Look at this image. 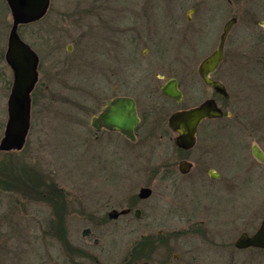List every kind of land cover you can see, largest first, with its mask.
Listing matches in <instances>:
<instances>
[{
	"label": "rangeland",
	"instance_id": "obj_1",
	"mask_svg": "<svg viewBox=\"0 0 264 264\" xmlns=\"http://www.w3.org/2000/svg\"><path fill=\"white\" fill-rule=\"evenodd\" d=\"M0 2L3 3L0 4V43L4 44L11 18L4 0ZM81 2L54 0L58 10L50 29L45 18L35 27L23 30L25 40L39 55L40 64L39 80L32 92L31 131L20 156L23 168L28 171L31 165L37 180L36 186H32L35 188L33 191L29 187L25 191L16 187L15 176L5 170L6 183L0 186V264H62V246L59 240L51 238L53 232L61 231L62 221V227L65 226L67 235L76 245L82 244V231L89 227L99 235L100 245L95 249V255L101 256V261H114L116 257L119 262L142 232H173L183 227L177 208L189 207L190 177L195 170L188 176H180L176 166L182 156L193 161L195 167L210 166V155L216 150L222 157L221 164L231 169L239 162V150L242 155L250 153L253 142L248 143L242 152L236 141L219 129L220 122L211 124L215 127L212 132L207 131V125H204L197 135L194 149L185 155L174 147L171 133L161 138L162 131L158 129L147 141L138 139L134 143L125 142L115 135H101L97 139L88 136L91 115L87 112L84 115L81 95L87 87L98 85L102 73L114 66L112 46L102 48L98 41L114 32L107 27L108 31L103 29L105 25L97 23L94 14ZM126 6H132L135 15L140 11L138 15L144 16L137 26L144 36L149 35L152 29H170L173 22L187 32L183 47L177 44L170 48L171 45L163 44L168 47L161 52L165 59L163 67L157 63L150 64L152 58L157 59L152 42L139 45L134 61L130 63L126 57L119 58L123 64L117 66L118 69L130 68L136 77L147 75V71L153 75L154 71L160 70L165 79L157 81V84H163L172 77L179 80L183 92L180 105L165 101L159 93L151 105L153 114L149 118L156 127L162 123L163 130L167 128L168 116L174 111L191 108L212 95L198 83V77L190 70V61L184 58L178 61L175 57L190 53L189 45L193 46L195 54L201 53L205 42L218 39L224 24L232 17L238 23L231 30V38L239 36L244 44L258 36V22L264 21V0H111L108 7H115L120 18L125 15ZM187 15L190 16L189 22ZM158 35L153 39L156 43ZM167 38L172 37L168 35ZM147 48L148 53H143ZM236 71V76L242 74L240 66ZM6 73L7 103L12 74L10 71ZM210 133L221 138L212 137ZM215 143L217 148L213 146ZM164 165L174 170L166 179L154 173ZM146 167L152 169L143 173L142 169ZM153 176L157 177L151 183L153 195L143 203V215L137 221L119 219L106 225L98 223L96 227L85 218L87 212L81 209L80 204L98 208L124 206L125 201L136 197L139 188ZM261 186L243 190L241 199L235 205H223L224 209L233 215L240 211L251 213L254 208L261 207L264 204V185ZM57 197L61 198L54 206ZM65 198L69 205L68 216L62 217L61 211L54 215V208L60 209L61 199ZM164 245L163 251L170 258L178 247L175 238L171 237ZM211 256L207 254L205 259ZM237 261L235 264H240ZM206 264L213 262L210 260Z\"/></svg>",
	"mask_w": 264,
	"mask_h": 264
},
{
	"label": "flooded vegetation",
	"instance_id": "obj_2",
	"mask_svg": "<svg viewBox=\"0 0 264 264\" xmlns=\"http://www.w3.org/2000/svg\"><path fill=\"white\" fill-rule=\"evenodd\" d=\"M4 3L8 8L11 18L10 31L13 25L16 24L15 32L17 36L21 42L26 43L38 57L37 73L39 80L38 71L40 58L30 43L25 40L23 30L35 27L43 19L45 20V18L48 21V29H50L49 26L52 27L55 22L54 15L58 7L55 6L54 0H48L46 11L40 19L31 22H15L13 21L7 0H4ZM81 3L84 6L87 5L91 10L88 11L94 14L97 23L105 25L103 29L107 30L105 28L107 27L114 32L112 36L110 35L106 38L98 39L102 48L104 46L107 48L112 46L111 54L114 55L113 58H115L114 66L111 67V70L102 73L99 78L101 81L98 85L87 87L81 95L82 111L84 115H87L86 112L91 115L89 128L87 130L88 136L97 139L101 135H115L125 142L134 143L138 139L147 141L153 137L155 129H158L162 131L161 138L167 136V133H171L174 136V147L185 155L194 149L198 140L197 135L204 125H207V131L212 132L215 130V127H211V124L213 122H220L221 126L219 129L236 141L238 148H242V152H245V149L249 146L248 143H253L250 145V153L248 155H242L241 151H238L239 162L237 166L231 169H227L221 164L222 157L219 156L220 153L216 150H213L212 155H210V166L195 167L193 161H188L185 156H182V159H180L176 166L180 176H188L195 170L190 177L191 185L189 188L191 199L189 207L177 208L180 213L179 219L181 223L184 224L183 227L175 229L173 232L158 231L155 234L142 232L138 235V240L132 243L126 256L121 261L117 262L115 257L114 261L107 262L101 261V256L98 254L95 255L94 253L95 249H98L100 241L98 238L99 235L95 234L91 228L88 227L83 229V242L82 244L76 245L74 241L70 240L69 235H67L68 231L64 226L62 231L56 234L53 232L51 235V238L54 240L57 239L56 241L59 240L60 246H62L61 256H63L64 259L62 264H180L181 262L184 264H206L210 260L213 264H230L231 262L235 264L237 260L240 264H264V248L254 246L240 248L236 245L242 236L252 238L253 235L257 233L264 219V204H261V207L254 208L251 213L240 211L233 215H229L223 207V205H235V203L241 199L243 190L253 187L261 188V185H264V161H259L252 154V147L256 146L261 151L264 158V145H262L264 142V27L260 25L262 21L258 22L259 30L256 32L258 36L248 40L249 42L244 44L239 36L231 38V30L238 23L235 18L236 22L228 31L223 44V51L221 52L222 59L212 73L210 72L207 74L210 80L222 86L223 93L221 94H217L209 85L204 84L205 82L199 75V67L219 46L223 29L218 39L216 38L213 41L209 39L210 42H205L204 49L201 53L195 54V49L192 45H189L190 53H183L175 57L176 60H182L184 58L190 61V70L198 77V83L203 84V86L212 93L210 97H207L191 108L198 107L207 100H212L217 109L221 112L220 117L205 119L197 125V130L194 135V145L192 148L185 150L175 144V140L180 135L169 128V116L166 130H163L162 123L156 127V124L154 125L149 118L153 114L151 105L155 103V96L158 93L160 98L171 104L180 105L182 103L183 96L180 102H176L166 97L161 91L163 85L171 80H175L177 82V88L183 95L179 80L172 77L167 79L163 84H157V81L165 79L164 73L160 70L154 71L153 75H150V72L147 71L145 72L147 75L143 74L140 77H136L130 68L118 69L117 66L119 63L123 64L119 62V58L124 59L126 57V60H130V63L134 61L136 59L134 56L140 47L139 45H149V43L152 42L157 59L152 58L150 64L155 65V63H157L163 67L165 59L163 58L164 53L161 54V52L162 50H168V47L164 46L169 44L171 45L170 48H172L173 45L178 44L183 47L182 43L185 42L187 38V32L182 28L180 29L177 22H173L172 24L174 26L172 25L170 29L161 28V31H159V28L157 30L152 29V32L149 31V35L144 36L142 31L137 27L144 16L138 15L141 14L139 13L140 11L135 15L132 6H126L124 10L125 15L119 18L117 10H114L115 7H108L111 4V0H82ZM0 4L3 3L0 2ZM191 11L193 12L194 9H191ZM186 19L189 22L190 16L187 15ZM228 21H230V19ZM120 27H124V29L121 30L119 29ZM157 34H159L158 36L160 37L157 39L156 43L153 39H155ZM168 35L172 38H167ZM8 38L7 42H5L6 44L0 43V145L5 137L8 120L7 104L9 96L6 103V72H11L13 83V70L6 63L5 52L8 50ZM68 49L70 48L68 47ZM148 51V48L144 49L143 53L147 54ZM169 51H171V49ZM124 65H127V63L125 62ZM238 66H240L242 74L236 76V68ZM36 84L32 92H34ZM116 99L132 100L135 104L139 122L133 128L134 138L132 140L119 131L108 130L101 126L95 127L92 124V120L101 114L110 101ZM88 109L89 111H86ZM186 109L190 108L179 110ZM173 113L170 114V116L173 115ZM30 131L31 124L25 139V144H23L24 146L21 150H0V186L6 183V169L9 170V175L12 174L11 176H15L14 181L16 187L26 189L36 186V172L32 169L31 165L28 171H26L23 165H21L22 161L20 156L27 144ZM210 135L212 137L216 136L221 138L218 134L213 135V133H210ZM218 140L221 141L220 139ZM213 146L217 148L216 143ZM183 162L188 165V169L185 173L179 168L180 164ZM151 169L152 168L146 167L142 170L143 173H146ZM173 171L171 166L164 165L163 167L157 168L154 173L156 172L161 175L160 177L162 179H166L173 174ZM156 178L157 177L153 176L145 186L140 187L137 196L125 201L124 206H119L118 208H109L107 206L98 208L94 205L80 204L81 209L87 212L84 214L86 216L85 218L93 222L96 227H98V223L106 225L110 222H116L119 219H134L137 221L143 215V203H145L146 200L148 201L153 195L151 183ZM142 188L150 190V195L147 198L139 197V192ZM61 200L60 209L54 208L53 214L58 215L59 211H61L60 215L65 217L68 216L69 205L67 204L68 201H66V198ZM55 204L56 203H54V206ZM113 211L119 214L115 218H110V213ZM122 212L124 213L121 214ZM171 237L175 238L178 247L169 258V254L166 253L165 255L163 250L165 249L164 244L167 243ZM207 254H212L213 256L205 259ZM79 260L85 261L79 262Z\"/></svg>",
	"mask_w": 264,
	"mask_h": 264
},
{
	"label": "water",
	"instance_id": "obj_3",
	"mask_svg": "<svg viewBox=\"0 0 264 264\" xmlns=\"http://www.w3.org/2000/svg\"><path fill=\"white\" fill-rule=\"evenodd\" d=\"M7 2L15 22H31L40 19L48 5V0H7ZM235 20L232 18L225 23L219 46L199 67V75L205 82L204 84L209 85L217 94L223 93V88L220 84L210 80L207 74L212 73L221 61L225 38L236 22ZM260 25L264 27V21L260 22ZM15 31L16 24L10 31L8 50L5 52L6 63L13 70V83L7 104L8 120L5 137L0 145V150L5 151L21 150L25 144L31 120V92L38 80V57L26 43L21 42ZM176 85L177 82L171 80L161 87V91L166 97L180 102L182 94ZM220 116L221 112L212 100H207L195 108L174 112L173 115L169 116L168 126L173 132L180 135L175 140V144L185 150L192 148L197 125L205 119ZM92 121L95 127L101 126L108 130L119 131L131 140L134 138L133 128L139 122L134 102L123 99L110 101L101 114ZM252 152L259 161H264L261 151L256 146L252 147ZM179 168L185 173L188 165L183 162ZM149 195L150 190L147 188H142L139 192L140 198H147ZM118 214V212L113 211L110 213V218H115ZM236 245L240 248L246 246L264 248V219L252 238L242 236Z\"/></svg>",
	"mask_w": 264,
	"mask_h": 264
},
{
	"label": "trees",
	"instance_id": "obj_4",
	"mask_svg": "<svg viewBox=\"0 0 264 264\" xmlns=\"http://www.w3.org/2000/svg\"><path fill=\"white\" fill-rule=\"evenodd\" d=\"M36 180H37V179H36ZM30 189H31V188H30ZM34 189H35V188H34ZM34 189L32 188V191H33ZM23 190L26 191V190H28V188L23 189ZM49 191H50V190H49ZM46 192H47V191H46ZM46 192H45V195H46ZM57 199H60V198L57 197L55 200H57ZM55 203L57 204V201H55ZM62 226H63V221L61 222V231L63 230V227H62Z\"/></svg>",
	"mask_w": 264,
	"mask_h": 264
}]
</instances>
